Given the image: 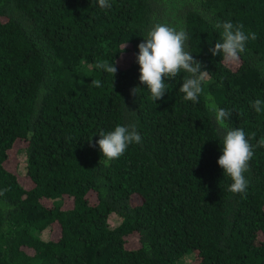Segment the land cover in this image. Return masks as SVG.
<instances>
[{
  "label": "trees",
  "instance_id": "16d2710c",
  "mask_svg": "<svg viewBox=\"0 0 264 264\" xmlns=\"http://www.w3.org/2000/svg\"><path fill=\"white\" fill-rule=\"evenodd\" d=\"M108 2L0 0V264H264V111L250 106L264 100V0ZM217 21L256 33L239 62L209 51ZM157 23L183 28L208 72L198 103L179 91L186 73L155 102L140 82ZM212 103L254 146L243 194L218 164ZM118 124L142 140L109 161L96 142Z\"/></svg>",
  "mask_w": 264,
  "mask_h": 264
},
{
  "label": "clouds",
  "instance_id": "9594fccd",
  "mask_svg": "<svg viewBox=\"0 0 264 264\" xmlns=\"http://www.w3.org/2000/svg\"><path fill=\"white\" fill-rule=\"evenodd\" d=\"M98 4L105 9L112 7L108 0H98ZM214 27L220 32V40L209 51L213 56L222 55L227 62H239L242 54L246 53L247 42L257 39L256 33H246L242 24L217 21ZM188 39V33L183 28L177 30L165 23H157L148 31L143 42L138 45L139 80L146 85L154 102L163 98L167 91V83L164 78L175 80L182 72L187 75L183 77L179 91L184 94L185 100L198 103L201 95L208 96L203 87L208 72L202 71L200 62L186 50ZM125 46L126 44L123 50ZM95 67L112 74L113 77L118 70L113 60L111 62L98 60ZM91 83L95 87H101L100 80H92ZM139 90V88H134L132 92L135 95ZM250 106L260 113L264 111V100L256 99L251 102ZM209 111L214 115L216 124L225 129L222 142L223 154L219 157L218 164L232 180L228 190L243 194L249 185L245 173L249 171V161L253 158L254 146L249 142L243 129H228L226 127V121L232 114L230 110L220 108L212 103L209 105ZM99 137L96 143L99 145L103 157L109 161L119 158L129 145L140 143L142 140L134 124H118L113 131L107 133L101 131ZM89 142L91 143V140ZM257 146L264 147V138L258 141ZM0 195H3L2 191H0Z\"/></svg>",
  "mask_w": 264,
  "mask_h": 264
},
{
  "label": "rangeland",
  "instance_id": "374dc122",
  "mask_svg": "<svg viewBox=\"0 0 264 264\" xmlns=\"http://www.w3.org/2000/svg\"><path fill=\"white\" fill-rule=\"evenodd\" d=\"M122 61H123L124 64H126L128 62V56L127 55L123 56L122 57ZM19 158H20V161H22V164H21L20 168H21L22 171H24L23 166H24L25 156H24L23 152L19 153ZM110 221H111V223L116 224L117 221H118V217H116V215L110 216ZM132 241L134 242V244H137L136 240L133 239Z\"/></svg>",
  "mask_w": 264,
  "mask_h": 264
}]
</instances>
